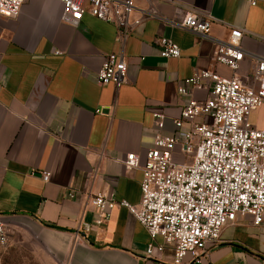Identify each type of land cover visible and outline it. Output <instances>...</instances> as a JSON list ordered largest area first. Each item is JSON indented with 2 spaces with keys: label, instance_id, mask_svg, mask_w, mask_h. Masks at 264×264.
I'll use <instances>...</instances> for the list:
<instances>
[{
  "label": "crops",
  "instance_id": "0c3cea01",
  "mask_svg": "<svg viewBox=\"0 0 264 264\" xmlns=\"http://www.w3.org/2000/svg\"><path fill=\"white\" fill-rule=\"evenodd\" d=\"M254 1L135 0L133 16L156 15L144 16L123 43L115 24L88 11L77 24L62 20L61 0H24L16 16L0 14V215L9 235L0 264H264V224L248 215L224 226L200 257L174 263L159 236L163 249L146 254L149 233L125 206L95 224L87 200L110 192L139 201L142 170L127 168L126 154L135 152L143 164L152 112H164V131L173 129L184 103L177 90L183 78L204 68L233 73L212 58L231 25L244 28L236 73L249 81L254 54H264V0ZM186 5L213 16L209 33L179 24ZM161 36L180 46L179 56L159 54ZM111 51L124 53L128 77L99 84L95 73ZM207 86L195 87L193 96L206 99ZM249 120L263 127L264 105ZM41 170L50 171L49 180Z\"/></svg>",
  "mask_w": 264,
  "mask_h": 264
},
{
  "label": "built area",
  "instance_id": "2783aa9c",
  "mask_svg": "<svg viewBox=\"0 0 264 264\" xmlns=\"http://www.w3.org/2000/svg\"><path fill=\"white\" fill-rule=\"evenodd\" d=\"M23 1L0 0V14L16 16ZM61 2L62 20L77 24L88 11L115 24L116 39L122 43L144 16L156 15L146 11L144 16H133L135 0ZM212 21L209 12L186 5L179 24L207 34ZM243 31L231 25L227 39L217 42L212 54L214 61L227 65L233 73L223 76L204 68L183 78L177 90L184 96V103L180 115L173 119V129L164 131V112H152L153 138L143 164L135 152L126 154L124 165L140 166L142 170L139 201L131 203L110 192L88 195L95 224L109 218L113 208L125 206L145 226L150 237L147 255L163 249L156 239L159 236L171 246L173 262L182 263L188 254L197 258L205 253L209 243L218 241L223 227L238 215H248L254 224H264V126L256 127L249 120L250 112L264 105V54H254L256 63L249 81L236 73L245 55L240 44ZM155 43L163 57L180 55V46L167 36L157 38ZM127 69L122 51L108 52L95 80L99 84H119L128 77ZM204 80L209 81L208 86ZM200 86L209 88L204 100L193 96L194 88ZM40 173L43 180H49V170ZM81 227L88 231L91 223L83 222ZM8 240L6 223L0 215V245L5 246Z\"/></svg>",
  "mask_w": 264,
  "mask_h": 264
},
{
  "label": "rangeland",
  "instance_id": "374dc122",
  "mask_svg": "<svg viewBox=\"0 0 264 264\" xmlns=\"http://www.w3.org/2000/svg\"><path fill=\"white\" fill-rule=\"evenodd\" d=\"M207 120L209 121L210 118L208 117ZM177 160H182V158L181 157H178ZM7 264H11V263L8 262ZM14 264H44V263L32 261L30 259H26L25 261L18 262V263H14ZM51 264H53V263H51Z\"/></svg>",
  "mask_w": 264,
  "mask_h": 264
}]
</instances>
